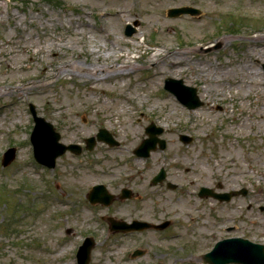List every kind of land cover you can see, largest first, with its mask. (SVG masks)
<instances>
[{
  "label": "rangeland",
  "instance_id": "1",
  "mask_svg": "<svg viewBox=\"0 0 264 264\" xmlns=\"http://www.w3.org/2000/svg\"><path fill=\"white\" fill-rule=\"evenodd\" d=\"M182 6L203 14L168 16ZM171 50L183 52L182 66L163 57ZM119 64L136 70L95 90L96 75ZM263 64L264 0H0V264H77L87 236L96 241L89 264H206L201 255L215 241L264 244ZM167 78L195 87L203 106L182 105L165 90ZM30 103L66 144L83 145L105 128L119 145L98 143L43 167L33 159ZM152 122L166 147L137 158ZM11 146L17 157L3 167ZM156 162L154 172L137 173ZM161 170L165 180L151 184ZM96 184L134 197L92 205ZM202 186L247 193L220 202L199 197ZM105 216L171 226L112 233ZM136 249L145 255L133 258Z\"/></svg>",
  "mask_w": 264,
  "mask_h": 264
},
{
  "label": "water",
  "instance_id": "2",
  "mask_svg": "<svg viewBox=\"0 0 264 264\" xmlns=\"http://www.w3.org/2000/svg\"><path fill=\"white\" fill-rule=\"evenodd\" d=\"M170 17H178L182 14L200 15L201 11L193 7H181L170 9L168 12ZM134 25L137 26L138 22L135 21ZM136 32V28L131 24L126 26L125 34L132 36ZM220 45L215 46V49ZM165 88L173 93L184 105L189 109H194L202 105L201 100L197 96V90L193 87L184 85L182 80L167 79L165 81ZM30 110L33 114L35 126L31 135V142L34 148V156L38 163L54 168L56 165V159L63 155L66 151L70 150L73 153L80 154L82 149L79 145L71 144L69 146L60 143V134L55 131L53 125L47 122L44 118L37 115V111L33 104H30ZM146 132L149 138L144 140L136 153L140 156H148L151 150L157 148V143L160 144V148H165V142L160 140L157 135L162 133V129L155 127L151 124L146 128ZM99 141H104L110 145H117L112 136L105 130L101 129L97 135ZM181 139L185 142H190L191 138L188 136H181ZM88 149L92 150L96 144V138L92 137L86 140ZM16 148L8 149L3 155V166H8L16 157ZM165 178V174L160 173L154 180L153 184L162 182ZM171 188L176 187L170 185ZM239 193L245 194L243 190L241 192H230L225 194L213 193L211 189L202 187L200 190V197L213 196L222 201H230L231 198ZM131 197L130 191H125L122 198ZM88 199L92 204L101 203L109 206L114 201V197L110 195L103 185H96L92 188L88 194ZM110 223V230L114 232H128V231H143L146 229H164L169 225V222H165L161 225H154L143 221H134L132 224H128L124 221H118L114 218H107ZM95 246V240L92 237H88L84 240L83 244L79 247L77 252L78 264H89L91 251ZM145 252L137 250L134 252L133 257L142 256ZM204 260L209 264H264V245L255 244L248 240L241 238H230L218 242L214 249L204 255Z\"/></svg>",
  "mask_w": 264,
  "mask_h": 264
},
{
  "label": "bare ground",
  "instance_id": "3",
  "mask_svg": "<svg viewBox=\"0 0 264 264\" xmlns=\"http://www.w3.org/2000/svg\"><path fill=\"white\" fill-rule=\"evenodd\" d=\"M117 15L120 16L121 13H119ZM182 53L183 52L179 51V50H171V51L168 52L167 55H164L163 57H166V58H168L170 60L169 64L171 66L180 67L183 64V60H182V57H180L179 55L182 54ZM97 61L98 62H103V60H101L99 56H97ZM90 66L93 69H95V68L101 69V68L104 67L102 64L99 65V63H96V65H90ZM111 69H112L111 71L106 70L107 72H105L104 75H96L97 77H95V78H96V82L97 83L93 87L95 90L99 89L101 84L107 85V83H106L107 80L117 79V78H122L123 79L124 76H126V75L130 74L131 72L135 71L136 67L133 66L132 64H119V65H116L114 67H111ZM65 72H66V70H63L62 67L57 69L58 76H60V75L63 76L65 74ZM98 73L99 72H97L96 74H98ZM4 90H6V88L4 86H0V94H2V91H4ZM208 90L209 89L206 87L205 91L207 93H208ZM103 91L113 92V89H112V87L107 86L106 88H103ZM154 154H156V153H154ZM135 163L137 165H139V159L135 158ZM157 165H158V163L156 162L155 165H153V166L150 165V166H146L144 168L140 167V168H138L137 173L142 174L143 172H145L146 174H150V173L155 171V168L157 167ZM188 170H190L189 167H188ZM133 185H135V186H144L145 184H144V182H142V183H136L135 182V184H133Z\"/></svg>",
  "mask_w": 264,
  "mask_h": 264
},
{
  "label": "flooded vegetation",
  "instance_id": "4",
  "mask_svg": "<svg viewBox=\"0 0 264 264\" xmlns=\"http://www.w3.org/2000/svg\"><path fill=\"white\" fill-rule=\"evenodd\" d=\"M116 195H118V193H115ZM119 201V199H116V202H118ZM126 201H128V200H126Z\"/></svg>",
  "mask_w": 264,
  "mask_h": 264
}]
</instances>
